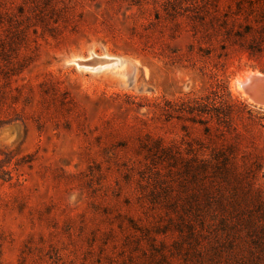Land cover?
Segmentation results:
<instances>
[{
    "label": "rangeland",
    "instance_id": "1",
    "mask_svg": "<svg viewBox=\"0 0 264 264\" xmlns=\"http://www.w3.org/2000/svg\"><path fill=\"white\" fill-rule=\"evenodd\" d=\"M262 70L264 0H0V264H264V223L238 263L192 236L178 176Z\"/></svg>",
    "mask_w": 264,
    "mask_h": 264
},
{
    "label": "trees",
    "instance_id": "2",
    "mask_svg": "<svg viewBox=\"0 0 264 264\" xmlns=\"http://www.w3.org/2000/svg\"><path fill=\"white\" fill-rule=\"evenodd\" d=\"M249 44L255 45L254 42ZM216 115L218 120H222L228 134L236 130L228 108L225 113L216 111ZM249 118L250 122L243 125L245 135L237 133L232 141L225 134L221 135V139L211 137L214 147L208 160L185 161L178 169L181 185L189 192L182 221L193 227L196 224L199 229H193L192 236L209 237L214 250L226 251L228 262L232 259L237 263L246 260V257L235 252L240 240L236 223H264V183L260 182L258 175L264 168V162L241 149L243 145L247 148L255 146L254 130L264 129V117L257 120L252 116ZM210 131L208 128L207 132ZM168 153L164 152L166 158L177 165L178 161Z\"/></svg>",
    "mask_w": 264,
    "mask_h": 264
},
{
    "label": "water",
    "instance_id": "3",
    "mask_svg": "<svg viewBox=\"0 0 264 264\" xmlns=\"http://www.w3.org/2000/svg\"><path fill=\"white\" fill-rule=\"evenodd\" d=\"M248 78L245 79V90L253 99L254 105L258 108L264 109V78Z\"/></svg>",
    "mask_w": 264,
    "mask_h": 264
},
{
    "label": "bare ground",
    "instance_id": "4",
    "mask_svg": "<svg viewBox=\"0 0 264 264\" xmlns=\"http://www.w3.org/2000/svg\"><path fill=\"white\" fill-rule=\"evenodd\" d=\"M111 62V61H110ZM79 65V64H78ZM257 78V77H261V78H264V75H261V74H258L257 72L256 73H250L248 74L245 78L243 79H240V80H237V83H236V86L238 87V89L243 93V95L252 103L254 104V101L253 99L249 96V94L246 92L245 90V85H246V82H245V79L248 78L247 80V83L249 82V79L250 78Z\"/></svg>",
    "mask_w": 264,
    "mask_h": 264
}]
</instances>
